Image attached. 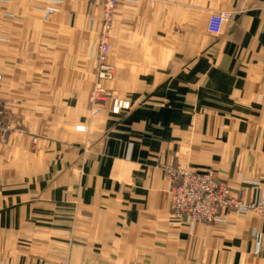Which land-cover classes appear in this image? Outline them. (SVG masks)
Returning <instances> with one entry per match:
<instances>
[{
    "label": "crops",
    "instance_id": "0c3cea01",
    "mask_svg": "<svg viewBox=\"0 0 264 264\" xmlns=\"http://www.w3.org/2000/svg\"><path fill=\"white\" fill-rule=\"evenodd\" d=\"M88 2L44 19L51 64L0 66L26 129L0 144V264H264L263 216L176 223L165 173L212 170L245 203L264 198V0L120 3L102 81L131 102L117 113L88 99ZM216 12L231 15L217 37Z\"/></svg>",
    "mask_w": 264,
    "mask_h": 264
},
{
    "label": "rangeland",
    "instance_id": "374dc122",
    "mask_svg": "<svg viewBox=\"0 0 264 264\" xmlns=\"http://www.w3.org/2000/svg\"><path fill=\"white\" fill-rule=\"evenodd\" d=\"M66 1L67 0H0V66H39L41 64H51L49 62H52L53 59H57L58 50L53 54V49L55 48L51 47V45L49 44L52 42H49V40L44 41L43 38L40 37V35L44 30L52 31L51 27H49L48 25L49 23H46L44 19H51L54 14L60 12V8ZM136 1L137 0H121L120 3H130ZM118 5L113 7L114 11L112 13V16L110 17L109 23H107L109 17L107 16V6L105 5V0H89L88 6L86 8V13L87 15H89V18L91 19L90 21H92V23L90 24V33L95 38L93 44L94 52L92 54V60L97 70L96 83L87 94L91 107H94V111H97L99 113L102 112V105L104 102L112 100L113 111L115 99L121 100L111 90V97L101 95L102 90H109L108 88L103 86L102 81L111 80L113 79L114 75L111 79H104L100 76V73L102 72L100 66H104V62L102 61L103 54L101 52L102 40L109 41L110 51L108 52V57L106 59L114 69V65L110 62L109 58L114 51L113 39L116 22V9ZM218 13L221 12H216L213 14ZM42 20H44L45 23ZM94 22H96V26L94 25ZM94 26L95 28H93ZM146 57L148 59V56ZM38 62L41 64H39ZM0 75V106L2 111L4 112L5 122L8 126H10L5 138L0 140L1 144L4 143L11 134H25L26 129L24 128L21 118L17 116L18 114L12 111V108L9 107L11 106V103L8 102V100L10 101V99L6 97L4 91L3 74L1 69ZM97 95L99 96L100 101L94 102L92 100L93 96ZM15 104L16 103L12 104L14 109L16 108ZM34 143H37V138L34 139ZM226 213L227 212H225L224 214ZM224 214H221V218L216 220L215 222L202 224L211 225L215 224L218 221H222ZM175 222L179 223L177 221ZM181 223L196 224L201 222L192 223L183 220L182 222H180V224ZM2 254L3 251L0 248V255Z\"/></svg>",
    "mask_w": 264,
    "mask_h": 264
},
{
    "label": "built area",
    "instance_id": "2783aa9c",
    "mask_svg": "<svg viewBox=\"0 0 264 264\" xmlns=\"http://www.w3.org/2000/svg\"><path fill=\"white\" fill-rule=\"evenodd\" d=\"M121 0H105L107 6V23ZM231 17L227 12L213 14L208 22V33L212 36H219L222 33L225 22ZM110 51L109 41L102 40L101 52L104 66H100V76L104 79H111L114 75L113 66L107 61V54ZM1 79V75H0ZM101 95L111 97L110 90L101 92ZM94 102L100 101L99 96H93ZM131 102L115 99L113 112H120L122 109H130ZM10 126L5 122L4 112L0 106V140L4 139ZM78 129L84 130L80 126ZM165 173L170 184L169 199L174 219L177 222L212 223L221 218V214L234 211L236 213L255 212L264 217V198L259 201L245 203L242 199L232 194V191L225 182L219 180L212 170L204 172L193 170L190 167L180 165H166Z\"/></svg>",
    "mask_w": 264,
    "mask_h": 264
}]
</instances>
